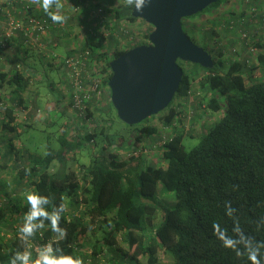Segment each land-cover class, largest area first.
Wrapping results in <instances>:
<instances>
[{
  "label": "trees",
  "instance_id": "trees-1",
  "mask_svg": "<svg viewBox=\"0 0 264 264\" xmlns=\"http://www.w3.org/2000/svg\"><path fill=\"white\" fill-rule=\"evenodd\" d=\"M124 1L131 13L133 4ZM137 20L129 14L128 21ZM183 28L188 35L184 25ZM189 38L196 44L195 39ZM213 40L212 36L208 39L203 35L200 46L211 55L212 69L178 61L182 78L174 98L186 97L196 77L208 72L209 76L196 82L207 99L206 110L212 115L221 112L219 119L213 120L199 135L198 143L187 151L182 139L189 134L179 129L181 113L172 108L171 102L157 119L167 127L178 124L157 150V156L151 153L154 158L149 159L123 158L125 151L119 148L128 138H115L116 133L100 127L93 133L84 130L85 135H77L76 140H68L62 131L58 134L57 150L49 148L43 157L31 155L29 159L32 157L35 164L25 165L27 153L15 149L13 143V136H20L14 111L17 104L28 105L23 94L35 81L31 74L25 75L18 68L0 72L4 130L11 135L5 140L7 156L13 153L17 161L15 170L19 180H23L19 185L25 184L30 191L49 197L50 205L45 206L49 211L53 205L63 204L65 211L59 226L66 230V235L57 239L58 234L45 220V227L25 242L18 229L28 205L18 194L15 197L14 192L6 193L0 206V242L6 239L4 247L0 245V264H8L14 252H23L26 247L35 259L38 251L34 247L37 245L39 250L48 242L62 248L66 255L79 257L82 264H141L142 259L146 264H158L159 250L172 264H251L249 251H256L264 264V79L251 81L246 77L249 71L264 70V51L258 54L256 67L248 69L240 58L226 57L225 48L212 46ZM85 47L93 51L94 57L106 58L94 52L97 43L91 36L86 37ZM126 51L115 52L114 57ZM17 58L22 62L20 56ZM183 64L196 69L188 71ZM6 88L15 94L16 101L4 98L2 92ZM108 106H112L110 101ZM97 110V118L108 123L109 112L102 107ZM91 116L88 111L87 117ZM149 119L140 123L142 127L133 126L129 137L133 144L148 138L152 148L158 141V128ZM92 140V146L100 143L98 155L77 171H68L66 154L91 146ZM53 161L58 162L59 168L51 172ZM159 186L164 193L175 196L172 208L158 201ZM158 215L160 223L152 228ZM8 228L14 233L9 239L1 236V231ZM226 239L232 242L231 247L225 246Z\"/></svg>",
  "mask_w": 264,
  "mask_h": 264
},
{
  "label": "built area",
  "instance_id": "built-area-1",
  "mask_svg": "<svg viewBox=\"0 0 264 264\" xmlns=\"http://www.w3.org/2000/svg\"><path fill=\"white\" fill-rule=\"evenodd\" d=\"M253 1L242 0L243 4L247 6V10L255 15L258 7ZM16 2L20 4L19 8L13 6V0L0 1V50L11 49L13 41L17 38L21 41L22 46L45 54L48 62L54 68L64 71L63 76L66 84L64 88L70 94L69 108L73 114L72 120H74L71 123L76 125V123L82 122L86 129H93L90 127L91 125L100 126L97 109L110 101L108 81L111 70L107 64L114 58L115 52L148 44L145 34L150 33L152 29H145V26L149 25L140 19L133 23L128 21V16L131 13L124 0H57L61 7L58 10L54 8L53 11H58L65 17L64 21L60 23L53 22L47 15L37 13L33 6L35 0H16ZM67 8L70 13L68 15L63 11ZM116 12H118V16ZM73 23L76 26L71 28L69 33L72 38H75L77 44L63 56L52 52L47 45V38L53 31H65L67 26ZM227 28L229 32L235 33L236 36L231 37L236 39L245 51V53H240L238 44L234 43L227 48L230 57L240 58L248 69L255 68L257 56L260 53L259 44L264 43V37H258L256 31L247 32L239 28L238 20H229ZM88 36H91L97 43V51L94 52L98 55H106L104 60L94 57L93 51L85 47ZM17 68L20 70L19 66ZM258 74V70L249 71L246 77H249L251 81H256L259 79ZM201 75L197 78L199 81L202 77L209 76V73L203 72ZM206 100L203 92L197 86L196 88L192 87L186 97H179V102L172 105V108L181 113L182 123L179 125H181L182 131L188 133L196 130L192 124V114L195 113L192 104L197 103L201 111H206ZM29 106L17 104V110L26 114L30 111L31 107ZM0 107L4 108V103L1 101ZM88 111L92 113L90 118L87 117ZM177 124L174 122L173 127H176ZM173 127L160 124L158 141L151 146L152 148L149 147L150 145H144L143 142L137 145L131 143L132 148L123 153V158L130 159L139 156H144L146 159L151 158L153 150H159L160 146L172 136L170 131L173 130ZM93 132L92 130L87 131V133ZM91 143L93 145L94 141L92 140ZM4 202L5 197L0 196V206ZM13 234L8 229L1 231V235L8 239ZM34 249L38 251V246L36 245Z\"/></svg>",
  "mask_w": 264,
  "mask_h": 264
},
{
  "label": "crops",
  "instance_id": "crops-1",
  "mask_svg": "<svg viewBox=\"0 0 264 264\" xmlns=\"http://www.w3.org/2000/svg\"><path fill=\"white\" fill-rule=\"evenodd\" d=\"M4 1V0H0ZM109 1V0H106ZM253 3L257 5L258 11L255 15H252L248 10L247 6L243 4L242 0H229L224 8L218 9L216 12L208 13L207 15H204L200 19H196V22H192L189 24V28L187 27L190 32L196 31L199 33H204V37L210 38H216L217 34L218 36H221L223 38V49L228 50L227 48L229 46H232L234 43L238 44L240 53H245L242 45L232 37H235L234 32H229L227 25L229 20H238V27L242 28L243 30L247 32L256 31L258 37H264V0L256 1L254 0ZM13 6L16 8L20 7V4L16 2V0H13ZM35 7V11L41 15H46L41 7H39L37 0H35V4L33 5ZM55 7L50 9L53 11ZM65 14L68 13V8L63 10ZM125 15V12H123ZM194 20V19H193ZM199 25V26H198ZM76 24L68 25L67 29L64 31H53L49 38H47V45L49 49L52 52H55L61 56L66 55L69 53L73 48L75 43V38H72L70 35V29L74 28ZM258 28V29H257ZM60 30V29H59ZM232 36V37H231ZM203 40V34L200 35ZM17 48H20L21 50L25 51H17ZM264 51V43L259 44V52ZM25 55V58L23 57ZM17 56H20L22 58V62L31 64L30 67H26L18 58ZM227 56H230L229 53ZM17 64H20V72H24L25 75L31 74L33 76L32 79L37 78L41 76V73H43L44 77L45 75L48 76V74L52 71L58 72L60 74L58 80L54 81L50 79V77H45L46 83L48 88L51 91L50 98H47L44 100V96L40 93L39 85L40 83H43L45 81H40L41 79H37L39 81H35V84L32 85L29 88L28 92H25L23 94L25 100L27 101L30 111L26 114H22L17 110V106H15L14 115H16V128L19 129V135L17 138L16 136H13L14 138V145L15 149H20L22 152L27 153V159H24L25 165H34V160H32L33 156H36L35 153L30 150V146L26 145L25 143L21 142L20 137L23 134H30L29 132L37 128L38 126L45 127L49 123H51V120L54 119L57 114H67L64 117L65 121L63 122L61 126V131H67L68 140H73L77 137V135H85L84 131H81L80 128H82V123H76L77 125L72 126V123H69V120L72 118L71 116L72 111L69 108V102H70V96L65 90V80L63 76V70L60 68H54L49 62L45 54L38 52L32 48L24 47L21 45V41L17 40V38L13 41L11 49L9 50H0V72L6 71L10 72V70L17 69ZM260 76V79H264V70L259 69L258 70ZM38 83V84H37ZM56 87V88H55ZM4 95V98L14 99V101L17 100V97H15V94L10 93V88L5 89V91L2 92ZM186 108V106H184ZM189 107V106H188ZM183 109V107H181ZM192 109L194 110V114H192V124L194 128L196 129L194 135H200L203 130L207 126H209L213 120H215L214 117L217 115H212L213 113H210V111H201L197 103L192 104ZM2 108L0 107V194L7 191L14 192L12 195H15L17 197V194L19 197H23V193L26 191H30V187L24 185H19L20 182L23 180H19V177L16 173V167H17V161L15 160V157H13V153L8 155L7 147H6V139L8 136H11L6 132L5 128V122L6 119L4 117V114L2 112ZM107 112L110 113V109L107 110ZM64 116V115H63ZM53 117V118H52ZM18 125V127H17ZM155 126V125H154ZM76 129L78 132L77 135H74V132H72V129ZM158 128V127H157ZM180 129V128H179ZM178 129V130H179ZM170 133H173L170 131ZM160 134V129L158 128V135ZM158 135H155V138L158 137ZM193 135V136H194ZM77 139V138H76ZM75 139V140H76ZM130 140V139H129ZM145 142L143 144L150 145V141L148 138H144ZM78 141V140H77ZM76 141V142H77ZM156 141V140H155ZM132 142V140H130ZM133 143V142H132ZM93 146H91L92 148ZM84 148V147H82ZM80 147L75 148V151L73 153L78 152ZM88 149V147H87ZM97 148H92V153L94 154L96 152ZM68 152L66 154V166L68 160L70 161V153ZM80 152V151H79ZM126 152V151H125ZM155 154V153H154ZM32 157L29 159V156ZM96 156V155H95ZM157 156V155H156ZM94 159V156H91L89 163ZM28 160V161H27ZM74 160L78 161L77 158H74ZM19 163V162H18ZM21 163V162H20ZM82 162L75 163V171H77ZM52 170L51 172L56 171L59 168V164L57 161H53L51 164ZM70 171L71 169H69ZM27 180V177H25V180ZM9 192V193H10ZM17 226V223L15 224ZM2 236V235H1ZM6 241V239H5Z\"/></svg>",
  "mask_w": 264,
  "mask_h": 264
},
{
  "label": "water",
  "instance_id": "water-1",
  "mask_svg": "<svg viewBox=\"0 0 264 264\" xmlns=\"http://www.w3.org/2000/svg\"><path fill=\"white\" fill-rule=\"evenodd\" d=\"M221 0H150L131 16L148 24V44L130 48L109 62L110 102L128 126L157 116L173 101L182 71L178 61L204 69L214 66L211 55L185 33L183 20L197 16Z\"/></svg>",
  "mask_w": 264,
  "mask_h": 264
},
{
  "label": "rangeland",
  "instance_id": "rangeland-1",
  "mask_svg": "<svg viewBox=\"0 0 264 264\" xmlns=\"http://www.w3.org/2000/svg\"><path fill=\"white\" fill-rule=\"evenodd\" d=\"M229 0H221V3L220 4H214L212 5L209 9L207 10H204L203 12L199 13L197 16H195L194 20H189V21H185L184 23V26L185 27H188L189 28V24H191L192 22H196L197 20L196 19H200L201 17H203L204 15H207L208 13H214L216 12L218 9H222L226 6L227 2ZM138 25V24H136ZM199 26V25H198ZM146 28L145 29H149L151 30L152 28L150 26H145ZM194 30V29H193ZM191 31L188 30V35L195 39L196 41V44L201 46L203 44L202 40V37H200L201 34L204 35V31L203 33H199V32H196V31ZM219 34H217L216 38H213L214 42L212 44V46H219L221 47V45H223V38L221 36H218ZM223 48V47H222ZM225 54L228 55V50H224ZM183 66H185V69L188 71H194L196 69V66H190V65H186V64H183ZM260 76V74H258ZM48 76L50 77V79L56 81L58 80L60 74L58 72H50L48 74ZM44 77L43 73H41V76L37 77V78H34L33 80L34 81H39L37 79H40ZM198 76L196 77V79L192 82V87L193 88H196L198 86V83L196 82ZM40 81H45L43 83H40L39 85V90H40V93L45 97L44 100H46L47 98H50L51 96V91L50 89L48 88L47 86V83H46V80H40ZM38 84V83H37ZM56 88V87H55ZM173 106L175 104H177L179 102V97H175L173 99ZM105 103V102H104ZM107 104L105 106L102 107V109H104V111H107L108 109H110V113H109V118H107L106 116V121H108V123H106L104 120H99V123H100V126L97 125H91L90 127L93 128V129H86L83 125L81 126L82 128L81 131H84L87 132L89 130H92L94 132H96V130H99L100 127H103L105 129H110V131L112 133H116L115 138H119V137H123V138H128L127 141H125L126 143L125 144H120L122 145L121 147L119 146V144H117L120 149V151H127L129 149L132 148V145L130 143V140H129V137L131 136V134L133 133V129H135L133 126H128L126 124H124L121 120H119V118L117 117L116 115V112L114 110V108L111 106L109 108L108 106V101L106 102ZM71 110V109H70ZM182 114L184 115V112H182ZM64 115V116H63ZM57 114V116L51 120V123H49L47 126L45 127H42V126H38L37 128H34L32 129L29 133L30 134H23L21 137H20V140L21 142L25 143L26 145L30 146V150H32L35 155L37 156H40V157H43L44 155L47 154L48 152V149L51 148L53 150H57L59 148V141H58V134L62 133L61 131V126L63 124V122L65 121V116L66 118L68 117L67 114ZM216 117L215 120H218L220 115H221V112L219 113H216ZM53 118V117H52ZM69 118V117H68ZM149 123L152 124V125H155L156 127L160 128V122L159 120L157 119V116L155 117H151L149 119ZM74 120H72V118L69 120V123L72 122ZM80 122H78L79 124ZM82 123V122H81ZM77 125V124H76ZM105 125H108V126H105ZM72 126H74L72 124ZM107 127V128H106ZM138 127H142V125L140 124ZM74 132V135H77L78 132H81V131H77L76 129H72ZM66 133V136L68 135V130L67 131H64ZM187 134L189 135H184L183 136V139H182V144L184 146V148L188 151L190 149H192L199 141V135H194L195 132L191 131V132H188ZM192 135V136H191ZM194 135V136H193ZM119 136V137H118ZM100 142V140H98ZM98 141H96L98 143ZM119 142V141H118ZM102 143V142H101ZM151 145V144H150ZM92 146V144H91ZM90 145H88V149L87 147L85 148H80L78 152L76 153H70V161L68 160L67 162V165L68 167H70L69 169H71V171L75 170V163H77L78 161L79 162H82V163H85V165L89 164V160L91 158V156H94L96 157L95 155H98V147H100V143L99 145H94L92 148H97L96 152L93 154L92 153V148H91ZM97 146V147H96ZM158 149H156V151H153V153H155V155H157L156 153L158 152L157 151ZM74 158H77L78 161L74 160ZM151 158H153L151 156ZM160 185V184H159ZM10 191H7L6 193H9ZM12 192V191H11ZM5 192H3L2 194H0V196L4 197V195L6 194ZM156 197L158 199L159 202L162 203V205H164L166 208H172L174 206V203H175V196L171 193H164L163 190H162V187L159 186L158 189H157V192H156ZM160 216L158 215L156 217V219L153 221V226L152 228L154 227V225H158L160 222ZM9 230V228H8ZM5 231H7V229H5ZM4 237V236H3ZM5 239L2 240V242H0V245H2L4 247V244L6 241H4ZM123 246V245H122ZM124 249V247H123ZM158 264H172L171 263V260L170 258L164 254V252L162 250H159L158 251ZM138 259H141L140 257ZM141 264H146V261L144 259L141 260L140 262Z\"/></svg>",
  "mask_w": 264,
  "mask_h": 264
},
{
  "label": "clouds",
  "instance_id": "clouds-1",
  "mask_svg": "<svg viewBox=\"0 0 264 264\" xmlns=\"http://www.w3.org/2000/svg\"><path fill=\"white\" fill-rule=\"evenodd\" d=\"M149 2L150 0H129V3L134 4L138 11L142 10L143 6ZM37 3L53 22L60 23L64 21L65 17L59 14L58 11L50 10L53 7L57 10L61 7L57 0H37ZM23 198L26 205H28V211L24 214L23 225L18 229L22 240L27 242L39 229L44 228L45 220L49 222L51 230L58 234L57 239H62L66 235V230L59 226L61 213L65 211L63 204L53 205L52 210L49 211L45 207L50 205L49 197L34 191H26L23 193ZM224 243L226 247L232 246V242L227 239ZM247 258L251 264H261L256 251H249ZM8 264H82V261L79 257L66 255L62 248L59 246L54 247L52 242H48L39 247L35 259H33L32 251L26 247L23 252H14L13 258L8 261Z\"/></svg>",
  "mask_w": 264,
  "mask_h": 264
},
{
  "label": "flooded vegetation",
  "instance_id": "flooded-vegetation-1",
  "mask_svg": "<svg viewBox=\"0 0 264 264\" xmlns=\"http://www.w3.org/2000/svg\"><path fill=\"white\" fill-rule=\"evenodd\" d=\"M193 17L195 18V16H193ZM193 17H191V18H185V19L183 20V25H184V23H185L186 20H187V21H189V20H193V19H194ZM186 30L188 31L187 27H186Z\"/></svg>",
  "mask_w": 264,
  "mask_h": 264
}]
</instances>
